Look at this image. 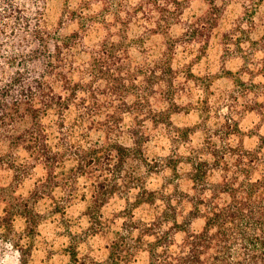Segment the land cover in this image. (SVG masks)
<instances>
[{"label":"clouds","instance_id":"9594fccd","mask_svg":"<svg viewBox=\"0 0 264 264\" xmlns=\"http://www.w3.org/2000/svg\"><path fill=\"white\" fill-rule=\"evenodd\" d=\"M0 264H264V0H0Z\"/></svg>","mask_w":264,"mask_h":264}]
</instances>
